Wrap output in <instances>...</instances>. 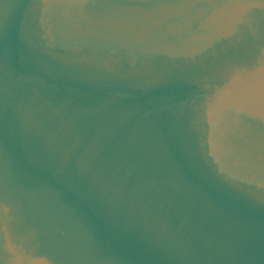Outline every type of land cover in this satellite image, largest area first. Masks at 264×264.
<instances>
[{
	"label": "water",
	"instance_id": "obj_1",
	"mask_svg": "<svg viewBox=\"0 0 264 264\" xmlns=\"http://www.w3.org/2000/svg\"><path fill=\"white\" fill-rule=\"evenodd\" d=\"M0 264H264V0H0Z\"/></svg>",
	"mask_w": 264,
	"mask_h": 264
}]
</instances>
